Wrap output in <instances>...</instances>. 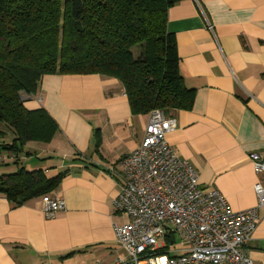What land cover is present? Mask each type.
Segmentation results:
<instances>
[{
    "label": "crops",
    "instance_id": "obj_1",
    "mask_svg": "<svg viewBox=\"0 0 264 264\" xmlns=\"http://www.w3.org/2000/svg\"><path fill=\"white\" fill-rule=\"evenodd\" d=\"M167 31L194 90L189 110L166 112L176 122L167 142L204 191L218 190L232 211L254 208V185L264 183L248 160L264 152V0H182L167 12ZM25 107L44 109L58 131L48 144L28 143L31 156L20 163L48 177L64 172L46 195L65 208L47 219L41 197L13 206L0 196V264L126 259L112 230L128 220L112 205L121 183L108 169L138 146L149 114L133 115L120 82L100 75L46 76ZM243 250L252 264H264V208Z\"/></svg>",
    "mask_w": 264,
    "mask_h": 264
},
{
    "label": "trees",
    "instance_id": "obj_2",
    "mask_svg": "<svg viewBox=\"0 0 264 264\" xmlns=\"http://www.w3.org/2000/svg\"><path fill=\"white\" fill-rule=\"evenodd\" d=\"M180 1L0 0V155H11L15 166L1 172L0 196L21 206L53 191L65 175L48 177L20 163L31 156L28 143L48 144L58 131L44 109L25 107L46 76L115 79L133 115L191 108L194 90L184 83L167 31V12ZM175 239L165 238L166 249Z\"/></svg>",
    "mask_w": 264,
    "mask_h": 264
},
{
    "label": "built area",
    "instance_id": "obj_3",
    "mask_svg": "<svg viewBox=\"0 0 264 264\" xmlns=\"http://www.w3.org/2000/svg\"><path fill=\"white\" fill-rule=\"evenodd\" d=\"M176 122L161 110H153L138 146L110 167L109 175L121 188L112 201L125 223H113L116 242L126 259L115 264H252L243 246L257 226L258 210L264 208V183H256L257 205L232 211L218 190L204 191L197 172L179 159L167 135ZM248 160L256 175H264V152ZM45 218L65 208L62 200L41 197ZM178 236L166 249L167 236ZM161 249L166 252L158 254Z\"/></svg>",
    "mask_w": 264,
    "mask_h": 264
},
{
    "label": "rangeland",
    "instance_id": "obj_4",
    "mask_svg": "<svg viewBox=\"0 0 264 264\" xmlns=\"http://www.w3.org/2000/svg\"><path fill=\"white\" fill-rule=\"evenodd\" d=\"M3 127V128H2ZM2 129H5V127L4 126H0V130H2ZM4 140L5 141H8L9 139L7 138V137H5L4 138ZM8 158H10L9 159V162H7L6 160H8ZM12 161H13V159L11 158V157H8V155L6 154V153H4V155L3 154H1V156H0V167H7V165H10L11 167H13L14 165L12 164ZM4 162H5V164H4ZM15 167V166H14ZM28 169V168H27ZM28 170H30V169H28ZM3 172H6V173H4V174H9L10 172H13V171H3ZM1 174V173H0ZM175 244H178L179 243V241H180V238L176 235L175 236ZM171 246V250L173 249V244L172 245H170Z\"/></svg>",
    "mask_w": 264,
    "mask_h": 264
}]
</instances>
